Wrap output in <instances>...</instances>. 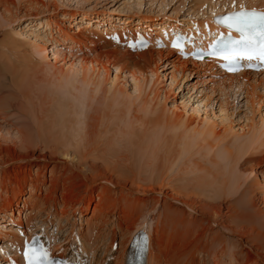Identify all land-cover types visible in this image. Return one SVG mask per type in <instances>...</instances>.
I'll return each instance as SVG.
<instances>
[{
  "label": "rangeland",
  "instance_id": "rangeland-1",
  "mask_svg": "<svg viewBox=\"0 0 264 264\" xmlns=\"http://www.w3.org/2000/svg\"><path fill=\"white\" fill-rule=\"evenodd\" d=\"M56 1L0 0V73H2V75L0 74V98L11 92H16L10 81L11 77L8 75L9 70H30L28 74L36 75L35 83L30 90L25 91L27 95L21 101V112L30 116V123L34 127L46 130L43 135L47 136L49 144L57 145L66 142L70 144L72 150H77L81 155L86 157L88 155L89 159L98 158L96 162L99 163V166L102 165L100 170L107 174L110 173V167L119 169L123 176L125 175L134 182L133 189L138 186L140 188L154 187L160 183L164 188L170 187L172 192L174 189L173 193L180 191L176 188L181 187L182 193L178 191L179 194H184L187 198L194 196L192 199L200 196L198 199L207 201L204 196L214 195L216 192L213 190L214 185L204 187V180L211 177L210 174L222 177L224 176L222 173L228 171L227 167H224V162L222 163L217 156L225 148L226 153L234 157L233 154L241 143L237 136L241 133L238 130L239 126L247 123L246 117L248 120L253 118L252 121L259 124L257 136L259 132L260 137H258L261 143L258 141L255 146L256 150L252 154L254 159L239 167L240 161L235 173H239V176L242 174V177L247 179L246 182L244 180L241 190L253 187L257 176H260L259 180L264 184V163L262 162L264 147L260 148V145H264V91L261 90L264 85L259 84L254 95L251 93L246 97L238 96L237 100H234V97L228 100L220 91L223 87L219 86L220 81L226 77L221 76L223 77L221 78L217 73L212 74L214 72L212 68L208 73L206 70H197L191 65L182 68L176 61L177 57L173 51L169 55L163 53L164 50H162L163 52L157 56L147 55L139 58L133 54L124 57L122 54L119 55L121 52L116 53L112 50L113 47L108 45L111 39L109 35L107 37L98 35L91 27L84 29L78 35L74 34L75 26L87 21L94 23L93 27L98 26V22H100L99 26L101 22H106L107 25L104 23L102 27L105 29L110 24L119 26L127 20L130 22L129 25L122 24L126 31L134 34L133 31L137 29V26H140V29L137 30H147L151 35L155 34L156 37L159 34V25L167 23L168 26H173V24L175 25L173 22H178L183 26L185 21V25L188 26L189 20L197 19L192 16V13L194 15V11L196 12L200 7L195 1L63 0L66 2L65 7H62L58 0ZM212 1L214 2V0ZM160 2H165V9L158 8ZM136 3H141L139 5L141 7L137 9L140 14L134 10ZM10 17L14 19L13 23L7 25V20ZM197 21L202 23V20ZM30 24L32 27L27 29L29 34L47 39L46 46L43 47L46 52L40 55L46 56L45 66L43 65L39 70L35 68L41 65L34 66L27 62L26 58H22L25 56L22 46L18 45L19 49L13 51L14 48L9 43L11 29L19 34ZM44 25L49 26L48 30L50 31L44 33L42 28ZM137 30L135 31L137 32ZM19 40L26 42L22 36ZM32 43H35L34 38ZM116 46L125 49L123 45ZM32 48L34 50V47ZM27 51L31 52L29 47ZM33 55L35 54L33 53ZM35 58L40 60L39 56ZM72 60L82 63L80 67L83 68H80V73L75 78L66 81L68 75L65 74V68L71 64ZM23 66L25 67L23 68ZM174 68L179 71V74H176L179 79L177 78L173 85L170 82L171 75L175 71ZM91 70H94L95 73L92 74ZM116 71L120 78L123 76L130 78L126 85V93L120 92L122 87H114L112 81ZM154 71L159 77L156 82L149 81L148 77V75L154 74ZM138 76L144 82L140 83L141 89L136 94L133 93L134 82L131 78H138ZM261 80L264 81V79ZM156 94H159V97L156 98ZM223 99L225 102L228 101L226 102L227 108L224 107ZM63 105L66 107L61 112L63 118L60 119L59 115L61 114L58 109L64 107ZM188 105L194 108L199 105L206 106L204 109L207 111H214L215 115H220L222 123L226 121L223 124H227V129L232 127L234 130H224L225 125L222 124L214 133L210 130L207 132L209 135H203V138H199V142L197 141L198 143L194 141L195 143L188 147L186 142L189 138L196 136L193 134L195 131L192 127L186 126V121L181 116L182 112L176 110L178 108L182 110L184 106L189 107ZM221 108L228 110L225 113V117L228 116V119L223 118L225 114L224 111L221 113ZM1 114L3 113H0L1 120L13 123L14 118L11 113ZM56 120H67V123L64 126H59ZM235 129L237 133H234ZM4 137L6 136H0V144H9V146L0 151V227L9 232L10 226H13L17 235L9 232L10 236L8 233L2 232L0 228V249L2 251H5L2 248L8 250V247L4 246H9L10 242L16 241L15 237L19 236L18 233L21 230L26 231L30 227L35 232L45 231L48 243L52 246L62 242L67 246L69 254H76L78 250V245L74 244L72 240L73 237L80 238V241L84 242L87 247H92V243L95 242L93 250L96 249V258L92 260L93 256L90 254L93 252L86 248L88 250V255H85L86 261L88 263L91 261L92 264H113L109 258L111 255V259H114L116 264L122 242L129 239L132 234L135 235L137 231L140 232L136 231L135 225L145 219L144 225L147 224L152 231L155 222L160 218L159 226H162L165 236L160 238L161 232L153 233L155 243L153 252L165 264H187L184 259L188 260L191 253L194 257H192L193 263L191 264H227L229 261L231 262L229 264H233V257L229 252L232 249L231 252L235 254L236 250L233 247H236L233 244L235 242L240 244L241 241L229 233L226 228H214L219 234L208 238V242H210V238L212 241L209 244L212 248L208 256L202 252L203 249L197 252L193 251L195 246L189 242H192L193 235H195L192 232H196V228H198L196 224L190 223L193 227L190 226L191 228L188 230L178 214L173 215L171 219L167 220V223H164L166 219L160 215L161 212L152 213L149 210L150 205L148 204L151 202L148 196L139 192L133 193L132 197L125 196V193L129 191L126 188L123 193L125 201L119 206L118 215L121 221L131 219V222L128 227L126 225L127 228L120 232L118 228H115L116 222H114L118 215L106 214L97 220L93 213V209L98 206L97 191L94 192V201L88 210L84 207L76 208L73 202L83 200L80 195H83L84 188L79 182V188L73 189L74 185L67 179L68 175L66 172H62V163L48 161V159L19 161L18 156L22 152L18 148L10 146V140ZM35 155L38 157L40 154L36 153ZM217 164L220 166L218 167ZM103 166L108 167L104 169ZM57 182L58 189L55 187ZM211 188L213 191L210 193ZM183 189L184 191H182ZM134 191L136 190L134 189ZM65 193H68L69 198L73 199L69 209L62 212L63 206L59 204L57 209L50 210L52 198H57L59 201ZM258 195L264 196L263 194ZM158 196L154 197L161 198L160 195ZM88 200L89 198L86 196V200L82 202L83 205L88 204ZM214 200L218 203L216 199ZM172 205L174 208H183L178 202L172 203ZM258 206L264 209L262 204L259 203ZM225 213L226 210H223L222 214L225 215ZM144 215L148 217L144 218ZM12 222L16 224L11 225ZM131 225L133 226L130 227ZM223 226L230 227L227 223ZM31 229L29 231L33 232ZM111 236H113L112 240ZM114 242L118 248L112 252L111 247H114L112 244ZM163 242H165L164 247ZM181 250H185L184 255L178 256L177 253ZM240 254L241 262L239 261V264H264V252L259 255L262 259L256 257L247 247H242V254ZM78 256L80 257V255ZM1 259L2 257H0V264L2 263ZM151 263L153 264L154 260Z\"/></svg>",
  "mask_w": 264,
  "mask_h": 264
},
{
  "label": "bare ground",
  "instance_id": "bare-ground-1",
  "mask_svg": "<svg viewBox=\"0 0 264 264\" xmlns=\"http://www.w3.org/2000/svg\"><path fill=\"white\" fill-rule=\"evenodd\" d=\"M52 1H54V0H52ZM58 1L62 7L66 6V2H64L63 0H58ZM192 1H195L196 4H198L200 6L196 10V12L194 11V15L192 13V16H194V18H197V19H192L193 21L189 20L188 26L185 25L186 22L184 21L183 22L184 23V25H183L184 30L185 31L186 30L187 31L194 30L196 33H198V32L201 34L205 33L207 35L213 34L219 29V27L216 26V23H214V18L221 15V14H224L226 12H233V11H236V9L264 10V0H216V1L214 0V2L212 0H192ZM164 3L165 2H163V3L160 2L158 8H161L162 10L165 9L166 6ZM140 4L141 3H138L137 5H135L136 6V9H134L135 11L139 12V10H137V9H139V7H141V6H139ZM126 13H127V11H126ZM139 14H140V12H139ZM199 18H201V19H199ZM13 20L14 19H12L11 17L8 18L7 25H10L11 23H13ZM139 20H141V19L139 18ZM197 20H202V23H198L199 21H197ZM173 21H176V20H173ZM204 21L207 23H203ZM98 23L100 24V22H98ZM104 23H105V25H107L106 22H101L100 26L98 24V26L93 27L94 23L87 21L85 23H82L80 25L75 26L74 29L76 30V32L74 34L78 35V34L82 33L84 31V29L86 30L87 28L91 27V28H93V31L98 33V35L101 34L102 36H105V37H107L109 35V37L111 38L110 41L115 43L116 45L121 46V43L125 44V40H126L125 38L128 37L126 34V32H128V31H126L125 26L129 25L130 22H127V20H125L122 23L125 26H123L122 24L119 26H116V24H110L109 26H106L105 29H102ZM176 24L177 23H175V25L173 24V26H168L167 23H165V24H162L161 26H159L160 27L159 28V34L156 35V38L152 37L153 34L151 35L149 32L148 33L147 32L141 33L140 30H137V29H140V26H137V29H135V30H137V32L134 30L133 32H135V33L132 35L143 36L144 38L149 40V42L150 41L154 42V39H161L163 33H168L164 37L170 38L172 33L175 32V30H176L175 29L177 27ZM202 24H203V26H202ZM82 25H84L85 27H83ZM30 27H32L31 24L28 25L25 29H23V31H22L23 33L19 32V34H18L16 31L11 29L12 28V26H11V28H10L11 31H9L11 33L10 37H9V40H10L9 43L12 46V48H14V50L11 49L13 51L19 49L18 45L22 46L24 48L23 51H24V55H25L22 58H26V61L33 64L34 66L41 65L40 67L35 68V69L39 70L45 64L46 56L45 55L40 56V55L44 54L43 52H46L44 49L45 48L44 45H45V43H47V41H46L47 39L41 38L39 35L32 36L31 34H29L27 29H29ZM42 28H43L44 33H46L47 31H50V30H48L50 27L47 25L42 26ZM109 28H111L112 30L110 29L111 30L110 31ZM177 29H178V27H177ZM109 32H110V34H109ZM141 34H143V35H141ZM21 36L24 38V40H26V42L19 40L21 38ZM31 38L32 39L34 38V40H35L34 44L32 43ZM113 38L117 39V41H115V39L113 40ZM110 41H109L108 45L113 47L112 50L115 51L116 53L121 52L119 55L122 54L124 57L125 56L129 57V56H132L133 54L136 57L138 56L139 58L147 56V55L148 56H154V55L157 56V55H159V53L163 52L162 50H164L163 53H167L168 55L173 51V54L176 56L175 51L172 49H169L168 46H166V47L163 46L161 49H156L155 44H152L151 47L148 48L147 50L132 52L128 49L118 48L116 45H113ZM28 47L30 48L32 53L30 51H27ZM32 47H34V50ZM157 50H161V51H157ZM154 51H155V53H153ZM16 52L18 53V51H16ZM33 53L35 55H33ZM38 56H39L40 60H37L35 58ZM176 59H177L176 61L178 62V64L182 68H187V66L189 67V65H191V67L196 68L197 70H201V71L206 70L207 73L210 72L211 68L214 69V72L212 74L219 73L217 70V66H216L215 62H213V61H204V63H197V62L192 61L190 59L182 60L179 57H177ZM157 60L159 61V59H157ZM81 64L82 63H80V62H76V60L71 61V64L67 68H65V74L68 75V77L66 78V81L72 80V78H75L80 73V68L81 69L83 68L82 66L80 67ZM24 67L25 66H23V68ZM92 68H94V67L92 66ZM21 69H22V67H21ZM174 70H175V68H174ZM29 71L30 70H24V69L23 70L19 69L17 71L9 70L8 75H10L9 77H11L10 81H11L12 85L15 87L16 92H14V93L11 92L9 94H6V96L0 98V113H3V114L11 113L14 120H13V123L11 124V123H9V121L6 123L5 120H3V119L1 120V118H0V122H1L0 123V136L1 137L6 136L4 138L5 139L7 138L8 140H10V142H11L10 146L18 148L22 152L21 155L18 156L19 161L20 160L21 161H24V160L30 161V160H38V159H42V160L48 159V161L50 160L52 162H60L63 165L62 166V170H63L62 172L63 173L66 172V175H68L67 179H69L71 181V184L74 185L73 189L79 188L78 183L79 182L81 183V186H82V188H84V191H82L83 195L81 194L80 197H82L83 200H77L76 202L75 201L73 202V199L69 198L68 193H65L64 197L59 201L57 200V198H52V200H51L52 206L50 207V210L54 211V209L59 204H62V206H63L62 212H66V210L69 209L68 207H70L71 202H73L74 205H76L75 206L76 208L84 207V209L88 210L90 205L92 204V201H94L93 200L95 197L94 192L97 191L98 192L97 193L98 206L93 209V213L97 217V220H99L100 218H103L104 215H106V214L118 215L119 206L122 205L123 204L122 202L125 201V196L132 197L133 193L139 192L145 196H148V198L151 202L150 204H148V205H150L149 210H151L152 213L161 212L160 215H163V218L166 219L164 221V223H167L168 222L167 220L171 219L173 217V215L175 216L176 214H178L182 219V223L188 227V230H189V228L193 227L192 225H190V223L197 225L196 227H198L199 229L196 228V232H192V233H195V235H193L194 237L192 238V237H190L191 235L189 236L190 238H192V242L190 241L189 243H192L195 246V250L192 248L193 251L197 252L198 250L203 249L202 252L208 256L209 253L211 252L210 249L212 248L209 246V244L212 242L211 238L214 237L216 234L217 235L219 234L216 232L215 229L216 228H220V229L226 228V230L229 233H232V235H235L237 237V239L241 241L240 244H237L236 242L233 244L236 247V248L233 247V249L236 250V251H234L235 254L233 252H231L232 249L229 252L233 257V260H232L233 264H239L241 262L239 254H240V252L242 254V247L249 248L250 251L253 254H255L256 257H258V258L260 257L259 255L263 254V252H264V209L262 207L258 206V204L260 203L264 206V196L261 197L262 195L259 196L258 194L264 195V184L262 183V181L259 180L260 176L259 177L257 176L256 182L254 181L255 184H253V187L249 184L251 186V188H248V189L246 188V189L241 190L242 189L241 186H242L245 179L242 177V174L239 176L238 175L239 173L238 174L235 173L238 165L240 164V161H241V164L239 165V167L254 159V156L252 157V154L254 153V150H256L255 146L258 143V141H259V143H261L259 140V137H260L259 132H258L259 137L257 136V130H258L259 124L256 121L253 122L252 121L253 118H252V120H248V118L246 117L245 119H247L246 120L247 123H244L242 126H239V129L237 128L241 132L240 135H237V136H239V140L241 141V143L239 144V148H237L236 151L234 152V154H233L234 157L230 156L231 154L226 153L225 148H223L222 151L219 150L220 153L217 156V158H219V160L222 163L224 162V164H225L224 167H227L226 169L228 171L227 172L224 171V173H222V174H224V176H222V177L210 174L211 177L209 176L208 179L204 180L205 181L204 187L214 185L215 188L213 190H214V192H216V193H214V195L208 194V196H206V197L204 196V199H207V201L198 199L200 196H198L196 199H192L194 196L192 198H189V197L187 198L186 195L179 194L178 193L179 190L178 191L176 190L177 192L173 193L174 192L173 188H172L173 189V192H172L170 187L164 188V186L160 185V183L158 185H155L154 187H149V188H146V187L140 188L137 185L138 187L137 188L135 187L134 189L136 191H134V189H133L134 182H132L125 175L123 176L122 173L119 171V169L114 168V167H110L111 168L110 173L107 174L106 172L100 170L102 165L99 166L98 165L99 163L96 162V160L98 158L92 157L91 159H89V158H87L88 155L86 157L84 155H81V153H79L77 150H72L70 148V144H68L66 142L59 143L57 145L49 144V142H48L49 140H48L47 136L43 135V133H45L46 130L43 128L39 129V127H36V126L34 127L30 123L31 122L29 120L30 116L28 117L26 114L25 115L22 114V112H21L22 102L21 101L23 100V98H25L24 96L27 95L25 91L27 89L30 90V88L32 87V85L35 83V80H36V75L28 74ZM91 71H92V74L95 73L94 70H91ZM0 74L2 75V73H0ZM173 74H174V76H173ZM173 74L171 75V82L170 83H172L174 85L173 82L178 78L176 76V74H179V71L175 70L173 72ZM220 74H222V73H219V76H220ZM148 77L150 78L149 81H152V82H156L159 79V77L155 71H154V74H152V75L150 74V75H148ZM223 77L224 78L226 77V78L224 80H221V81L219 79V81H220L219 86H221V88L223 87L222 89H220V91H221L222 95L225 97V99H228V100L231 99L232 97H234V100H237L238 96L244 95V97H246V96H250L251 93H253V95H254L258 85L259 84L264 85V81L262 82V80H261V79H264V73H247V72L244 73L243 72V73H238L237 75H225ZM223 77H221V78H223ZM129 79L130 78L124 77V76H123V78H120L118 75V72L116 71L115 76H114V80L112 82L114 84V87H117V86H120V88L122 87V91H120L121 93L122 92L126 93V87H127L126 85L129 83ZM131 79L134 82V86H133L134 92L133 91L132 92L137 94L139 92V90L141 89L140 83L144 82V80H141V78L139 76H138V78L133 77ZM251 80H254V81H251ZM258 80H261V82H258ZM261 90L264 91V86L261 88ZM250 91H253V92H250ZM157 97H159V94H156V98ZM223 101H224V107L227 108L226 102H228V101L225 102L224 99H223ZM65 107L66 106H64L62 108L60 107L58 109V111H60V114H61V112H63V109L65 110ZM205 107L202 105L196 106L195 108L190 107V106L189 107L184 106L182 108V110H180V108L176 109L177 111L179 110L182 112L181 116H182V119L184 118L183 120L186 121V126L192 127L195 131L193 134H195L196 136L189 138L188 141L186 142L188 147H190L191 144H194L195 143L194 141L197 142L199 140V138H203L202 136L205 134H208L207 132H210V130L213 131L212 133H214L215 130L219 129L220 126H222V124L226 122V121H224L222 123L221 119L219 117L220 115H218V116H217V114L215 115L214 111H207V109H204ZM221 109H222L221 113L224 111V114L228 111L225 108H221ZM3 114H1V115H3ZM252 115L254 116V114H252ZM225 116H226V114L223 116V118ZM227 117H225V118H227ZM59 118L62 119L63 114L59 115ZM31 119H33V118H31ZM224 119H222V120H224ZM228 121H227V123H229ZM56 122L59 126H64L65 123H67V120H56ZM223 125H225V124H223ZM226 125L224 127L225 129L223 127H222V129H224V130H231L232 129V127L230 128V126H229L230 129H227ZM233 130L234 129H232V131ZM215 133H217V132H215ZM234 133H237L236 129H235ZM7 136H9V137H7ZM8 146H9V144H7V145L6 144L5 145L0 144V151L2 149H7ZM262 147H264V145H262V146L260 145V148H262ZM36 153H39L40 155L37 157L35 155ZM216 162H218V161L216 160ZM262 162L264 163V159H262ZM217 166H218V164H217ZM219 166H220V164H219ZM221 166H222V164H221ZM103 167H104V169H106L108 166L107 167L103 166ZM228 167H230V168H228ZM206 177H204V178H206ZM246 181H247V179L245 180V182ZM244 184H246V183H244ZM70 186H72V185H70ZM127 186H129V187H127ZM55 187L58 189V182L56 183ZM126 188L129 191H127V193H125L126 195L124 196L123 193L125 192ZM140 189L142 190L141 192L139 191ZM176 189H180L179 192H181L182 188L177 187ZM213 190L211 188L209 190V192L213 191ZM69 191H71V190H69ZM182 191H184V189ZM257 191L258 192L260 191V193H257ZM149 195H154V196L160 195L161 198L157 199L156 197H154V196L151 197ZM86 196H88V198H89V200L87 201L88 204L83 205L84 203H82V202L86 200ZM112 197H114V199H111ZM137 199H139V198H137ZM214 199H216L218 201V203L214 202L215 201ZM175 202H178L179 204H181L183 206V208H181V207L180 208H178V207L174 208L172 203H175ZM147 209H148V207H147ZM223 210H226L225 215L222 214ZM145 216H147V215H144L143 217L146 218ZM159 219H157V222H155V224L152 228V231H151V227H149L147 224L144 225L146 222L145 219L144 220L142 219L143 221L137 225L134 224L136 227V231L137 230L140 231L143 228L142 230L145 232L146 237H147V242L149 243V250H148L149 252L146 255V264H152L151 263L152 260H154L153 264H163V263L165 264V262H162L160 260V258L157 257V255L156 256L154 255V252H153V247L155 244L154 239H153V233L157 232V234H159V232H161V234L159 236L160 238L165 236L162 226L161 227L159 226L160 225ZM130 220L131 219H126L123 222L120 220V216L118 215V218H116L114 221V222H116L115 228H118L120 230V232L123 231L125 228H127L130 225V222H131ZM13 222H15V221H13ZM13 222L11 225L16 224ZM105 222H107V221H105ZM226 223L229 224L230 227H224L223 224L225 225ZM126 225H127V227H126ZM257 225H258V227H257ZM132 226L133 225H131L130 227H132ZM12 227L13 226H10L9 232L15 233L14 229ZM0 228H1L2 232L9 234V232L6 231V229H3L2 227H0ZM29 229H27V230H29ZM192 233H190V234H192ZM18 234L19 235L21 234V235H20V237L19 236L15 237L16 241L12 242L13 248H11V246H10L11 242H10L9 246H4V247H9V250H7L8 252H6L5 248H2L5 251H2L0 249V254L4 257V258H2L4 261H6V258H10V257L14 256L15 254L19 253V255H20V253L22 251L21 247L24 244L25 245L27 244V242L29 241V237H31L34 234V232L29 231V235H28V233L26 231H20V233H18ZM14 235H17V234L15 233ZM187 235H189V234H187ZM0 236H1V234H0ZM6 237H8V236H6ZM132 237H133V234L129 237V239H126V241L122 242V245H121V248L119 251V257L117 258L118 262L116 264H129L130 263V260L127 257V251H128V247H129L128 242L130 241V239ZM209 237H211L210 242H208ZM112 238H113V236H111V240H112ZM72 240L75 244L77 243L78 245L81 246V253H82L81 256H84L86 253H88V250L86 249V248H88L91 252H93L92 253L93 254L92 260L94 258H96L95 257L96 249L93 250L95 245H96L95 242L92 243V245H93L92 247H90V246L87 247V245H85L84 242L80 241V238L73 237ZM186 240H188V239H186ZM96 242H97V240H96ZM183 243H185V242L183 241ZM189 243H187L188 246H189ZM164 246H165V242H163V247ZM188 246H187V248H188ZM163 247L161 246L162 250H163ZM179 248H181V247H179ZM49 250L51 251L52 254H57V256H59V257H60V255H62L63 252L67 253V248L65 246H63L62 242H60L59 244H56L54 246L51 245L49 247ZM176 250H178V249H176ZM185 250L188 251L189 249L188 250L185 249ZM184 251L183 250H181L180 252L177 251V252H179V253H177V255L178 256L184 255V253H183ZM160 252H161V250H160ZM175 252H174V254H175ZM64 253H63V255H64ZM156 254H158V253H156ZM152 256H154L155 258L154 257L152 258ZM192 257H193V254L191 253V255H189V258H187L188 260L184 259L187 262V264L193 263ZM151 258H152V260H151ZM260 259H262V257H260ZM229 263H231V262L229 261ZM229 263L227 262V264H229ZM113 264H115V261L113 262Z\"/></svg>",
  "mask_w": 264,
  "mask_h": 264
},
{
  "label": "snow or ice",
  "instance_id": "snow-or-ice-1",
  "mask_svg": "<svg viewBox=\"0 0 264 264\" xmlns=\"http://www.w3.org/2000/svg\"><path fill=\"white\" fill-rule=\"evenodd\" d=\"M227 27L235 29L239 38H233L231 35L227 40H219L216 50L208 54L217 56L229 63H235L239 60L249 62L259 59L264 62V13H257L255 10L237 12L234 17H228ZM176 47L177 45H173ZM30 256L29 249L25 247L24 257L29 264L35 258V250Z\"/></svg>",
  "mask_w": 264,
  "mask_h": 264
}]
</instances>
